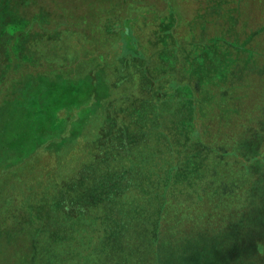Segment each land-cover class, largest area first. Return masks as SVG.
I'll return each mask as SVG.
<instances>
[{
    "label": "trees",
    "instance_id": "16d2710c",
    "mask_svg": "<svg viewBox=\"0 0 264 264\" xmlns=\"http://www.w3.org/2000/svg\"><path fill=\"white\" fill-rule=\"evenodd\" d=\"M41 1L51 7L49 1ZM243 1L233 2L229 13L230 0H209L207 10H214L212 16H217L220 26L212 18L206 27L201 24L202 32L191 41L179 44L182 52L172 47L155 58L156 68L160 61H168L172 69L179 67L176 73L181 77L165 87V76L150 75L153 69L146 67L150 59L145 53L138 56L139 41L131 26L136 18L123 20L120 43L124 53L114 71L93 63V73L89 69L69 77L67 70L81 58L67 62L69 47L62 46L58 37L62 30L43 28L37 12L39 0H28L26 8H21L19 0L17 4L0 0V184L18 181L20 201L27 206V214L21 216L19 210L13 217L18 230L8 224L6 212L1 214L0 264L263 261L264 173L259 169L264 170V0H250L254 22L249 32L240 34ZM23 11L26 17L33 14L27 24L21 21ZM176 12L168 1V13ZM152 13L148 10L142 15ZM172 21L168 24L174 28L177 20ZM148 76L160 79L164 88L149 93ZM51 85L62 90L48 92ZM120 87L122 95L115 92ZM151 103L158 113L165 106L168 110V147L165 142L156 146L164 149L157 154L156 164L162 157L168 159V168L156 172L167 171L168 177L156 176L153 201L148 204L143 197L149 195L150 185L144 184L147 191L139 188V174L130 158L125 160L135 154L130 130L145 122ZM125 116L131 118L130 123ZM42 149L44 154L37 155ZM62 152H70L71 159L60 163ZM73 153L83 163L81 168L72 166ZM42 156L55 157L52 165H34ZM232 158L243 163L248 176L241 186L245 201L225 202L220 197L219 203L207 202L215 197L206 192L218 191L209 176L217 171L211 163L227 165ZM28 166L44 170L45 179L60 182L62 197L71 195L74 203L37 211L29 199L31 187L24 183ZM17 169H22L21 176L13 173ZM52 169L57 174H49ZM239 193L237 189L233 194ZM127 197L131 201L124 200ZM200 210L203 221L196 217ZM36 212L50 220L43 223L45 249H39L40 236H30L24 228L36 224L31 216ZM52 219L58 222L57 229ZM177 219V226L170 223ZM53 245L71 250L52 256L48 249Z\"/></svg>",
    "mask_w": 264,
    "mask_h": 264
},
{
    "label": "rangeland",
    "instance_id": "374dc122",
    "mask_svg": "<svg viewBox=\"0 0 264 264\" xmlns=\"http://www.w3.org/2000/svg\"><path fill=\"white\" fill-rule=\"evenodd\" d=\"M47 1L50 2L51 7L44 5L41 0H39L37 4L38 7L36 6L37 12H39L38 17H40V22L43 28L49 29V31H53L56 29L62 30V34L60 33V36H58L59 39H61L60 43L62 44V46H65L66 49L67 47H69V53L74 52L73 54L68 56L69 53L65 51L68 63H72L76 59L81 58L78 59L76 66L73 64V66H71V68L67 70L68 72L66 75H68L69 77L78 76L80 72L86 73L89 71V69V74L93 73V71H95V68L92 69L93 63H99V65L101 66H107L110 69V72L114 71L116 69L115 66H117V64L118 66L120 65L124 53V49L122 47V44L120 43L123 30V20H125L124 18L131 16L132 18H136L131 24V26L139 41L138 45L140 46V52L138 56H141L143 52L145 53L147 60L150 59L146 67L148 68V66L150 65L149 68L151 67V69H153L150 75L153 74L154 76V73H156L158 76H165L166 87L172 81V79H179L181 77L179 73H176L179 67L172 69V65L169 66L168 61L167 63L164 61H160L162 66L159 65L158 68H156L155 64L157 63V60L155 58H159V56H164L161 55V53H163L162 51L168 48L170 49L172 47H176L178 51L182 52V49H180L179 44L181 42L191 41V39L194 38L197 33H201V24L204 23V26L206 27V23H208L210 19L213 18V20L216 22L215 25H219V22L216 21V19L214 18L216 15L214 17L212 16V11L214 10H207L209 0ZM168 1L169 4L174 5L177 9V15H172L168 13ZM13 2L17 4V0H13ZM230 2L231 5L229 3V5L226 6L227 9L225 8L226 11H229V13L232 10H229V7H235L233 2H235V5H237L238 0H230ZM27 3L28 0H19L21 8H26L28 5ZM53 7H55L58 11H54ZM148 10H153V13L148 15L147 17L145 15H142V12ZM239 11L241 15L238 17V20L242 24L239 26V33L244 34L250 31L254 22L253 7L250 0H244ZM24 12L25 11H23L20 15L21 21H26L22 24H27L29 22L28 19H33V14L31 15V17H26L24 15ZM254 15L257 18L256 14ZM172 20H177L174 28L170 24H168L173 23ZM163 22L168 24V26L164 25ZM242 26H244V28H242ZM41 30L43 31V29ZM210 32L211 34H214L215 30L209 29V33ZM155 34H159V36H156ZM166 53L170 55L172 51L169 50ZM22 55L27 54L23 52ZM175 61V59L171 60V62ZM154 70H156V72H154ZM46 73H49V71H46ZM54 73L55 72H53L52 75ZM159 80L160 79H154L153 77L149 76L146 78V81H148L149 83L147 84L149 93L153 91H158V88H160L161 86ZM50 87L48 88L49 91H47H52L53 94L59 93L62 90L57 85H51ZM161 87L164 88V85ZM115 89V92L117 91V94H124V90H122V87ZM121 100L123 101V98H121ZM60 101H66V99ZM150 109H152V111L145 114V122L138 124L130 130L129 138L136 143L132 147V149L135 151V154H131L132 156H129L125 160L127 161L130 158L129 161L132 162V164L135 166V169L137 170L136 173L139 174V178H137V181H139L140 187H138L144 188V190L147 191L148 188L146 187V185H150V189L148 190L149 195L143 197V199L148 204L153 201L152 190L154 187V183L156 182V176L160 175V173L161 175L164 173L165 178V176L168 175L167 171L156 172V170H158L160 167L168 168L167 158L162 157L161 160H157L160 164H156V157H159L157 154H159V152H164V149L156 148L157 144L165 142L166 146L168 147V128L165 125L168 121V110L165 106L164 109L161 110L160 113H158L157 111L153 110V103H151ZM124 118L127 120L125 122L130 123L131 118H128L127 116H125ZM245 121L248 123L247 120ZM83 135L85 137V131ZM44 152V149H42L37 153V155L44 154ZM69 155L70 152H68L67 154H64V152H62L61 155L58 156L59 162H64L66 160V157L68 159H71ZM164 156L168 157L167 155ZM54 158L55 157L52 158L51 156H42L41 159H39L38 157L36 158L37 161L34 163V165L39 164L40 168H42L41 165H52L51 163L52 161H54ZM78 164L80 168L83 166V163L77 162L76 153H73L72 166L75 167ZM211 164H215L217 171H214V173L209 176H211L213 180L212 183L217 186L216 188L218 191L216 193L214 191H207L206 194L212 193L215 197L207 198V202H212V200H216V202L219 203L218 200H220V197L225 202H244L245 199L241 186L245 184V177L248 176L246 175L243 163L232 158L231 161L227 163V165H222L218 162ZM34 165L33 167H35ZM30 167L31 166H28V169L25 170L26 173L24 183H28L29 187H31L28 192L29 199L34 203L35 209L37 211H41L44 208L54 209V207L56 205L58 206L60 203L65 206H71V204L74 203L73 196L70 195L67 199H64L62 197L60 182L56 181L55 183L53 180L45 179L44 177H42L44 175V170L39 169L37 171L35 170L37 167ZM56 168L59 169L58 166ZM40 170L42 173L40 172ZM218 170H220L221 172H219ZM17 171L18 169L13 173L15 174ZM54 171L57 174V171L55 169H52L49 174H54ZM259 171L260 173H264L263 168H260ZM22 174L23 173L21 169L18 171V175L21 176ZM86 175L88 176V178L91 177V175H89L88 173ZM17 182L18 181H10L0 184V219H2L1 214L6 212L5 214H7L8 216L7 220H11L10 222H8V224H10L12 228L18 230L19 228L15 226L17 219H14L13 217L17 216L19 210L21 212V216L22 214H25L23 212H26L27 214V206L25 205L24 207L22 201H20L19 197L21 191L16 189V184L18 185ZM86 182L90 181L86 180ZM137 185L138 183L135 186ZM69 187L71 188V186ZM6 188L8 189L4 190ZM237 189H240L241 193H239V195H234ZM17 192L19 194L16 199ZM222 192L225 194V196L222 195ZM25 197L27 198L26 195ZM22 198H24V196ZM124 200L131 201V199L128 197L124 198ZM31 216L33 219L36 220V224H32V226H27L24 228H28L27 231L30 232V236L39 235V249H45L43 223L49 222L50 220H46L44 216L39 215V213L37 212L35 214H32ZM196 217H200L199 219L201 221L205 220L204 212L201 210L200 214H197ZM178 218H180V214ZM51 221L55 223L54 226L52 225L54 229H57L58 222L55 219H52ZM165 221V228L168 231V219H165ZM178 221L179 219L170 223L176 224L177 226L179 224ZM23 222H25L24 219H22V217H19V225H23ZM95 222V219H93L92 225H94ZM130 223L133 224L132 221ZM262 223H264V219ZM49 229L51 230V233L54 232L53 228ZM166 243L168 244V240L166 241ZM30 246L32 248V245ZM23 249H25L24 245ZM48 250H50L53 256L55 255V253H58L60 251H70L71 249L65 246L61 247L59 245H53L49 247ZM262 253L263 261L260 264H264V252ZM17 255H21V253L18 252ZM16 263L18 262H15L13 264Z\"/></svg>",
    "mask_w": 264,
    "mask_h": 264
}]
</instances>
